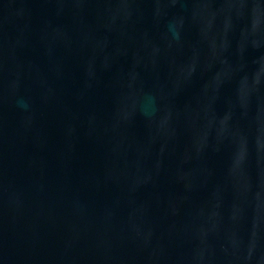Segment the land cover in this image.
I'll return each instance as SVG.
<instances>
[{"label": "water", "instance_id": "1", "mask_svg": "<svg viewBox=\"0 0 264 264\" xmlns=\"http://www.w3.org/2000/svg\"><path fill=\"white\" fill-rule=\"evenodd\" d=\"M0 264H264V0H0Z\"/></svg>", "mask_w": 264, "mask_h": 264}]
</instances>
